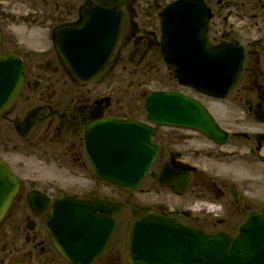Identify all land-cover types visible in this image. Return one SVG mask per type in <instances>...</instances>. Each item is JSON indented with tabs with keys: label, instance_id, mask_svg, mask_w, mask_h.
I'll use <instances>...</instances> for the list:
<instances>
[{
	"label": "flooded vegetation",
	"instance_id": "flooded-vegetation-1",
	"mask_svg": "<svg viewBox=\"0 0 264 264\" xmlns=\"http://www.w3.org/2000/svg\"><path fill=\"white\" fill-rule=\"evenodd\" d=\"M15 1L20 6H4L0 0V55H11L21 61L23 85L13 103L0 113V122L8 124V130L24 142V148L19 151L21 160L14 161L18 157L13 156L0 126V160L15 176L14 169L24 171L23 166L28 165L25 171L29 175L24 178L25 183L16 176L20 181L18 192L0 221V264H68L55 249L46 229L52 204L61 196L89 201H128L194 229L205 231L211 227V234L220 231L233 234L236 225L248 213L261 211L264 202L260 196L264 193L257 192V196L248 199L240 191L239 180L235 177L239 173L237 161L244 155L247 161L242 164L243 169L264 174V0H195L208 16L205 41L211 46L237 48L243 56V69L232 91H236V103L230 107L244 102L242 122H246L249 129L248 132L229 133L208 109L227 136L223 145L227 149L220 157L232 159L226 165L227 172L218 176L216 171L206 172L201 161H191L190 156L195 150L201 158H212L214 152L211 150L223 146L190 130L171 129L179 133L170 135L159 132L166 128H155L158 150L151 171L158 173L164 165H169L172 172L187 173L188 176L187 186L180 195L166 189L178 204L147 199L150 193L157 194V185L150 176L140 185H146V188L125 193L126 198L122 201L109 198L105 192H95L94 183L89 186L91 195H54L57 184L46 177L48 172L52 173L49 171L52 165L54 173L65 178H78L80 172H87L88 182L94 181L82 142L85 128L102 119L144 122L141 90L162 63L159 15L167 4L178 0L157 5L154 25H150L154 8L142 7L147 0H128L121 8V27L106 65L87 81L77 78L64 64L53 36L63 27H78L84 10L95 5V1ZM173 82L177 86L176 81ZM179 89L184 95L193 96L188 93L191 90ZM229 110L232 114L241 113L240 108ZM25 118L29 119L30 125L20 128L25 132L21 135L16 126ZM197 136L203 139H197ZM191 140L203 141L205 147L192 149ZM207 141L213 147L209 151ZM43 170L46 173L41 179L35 176ZM76 183L84 185L79 181ZM30 193L43 198V207L37 202L29 204L27 196ZM139 219L131 216L129 208L116 214L110 239L93 264H129L127 238L131 225ZM224 224H230V227L214 230Z\"/></svg>",
	"mask_w": 264,
	"mask_h": 264
},
{
	"label": "water",
	"instance_id": "water-1",
	"mask_svg": "<svg viewBox=\"0 0 264 264\" xmlns=\"http://www.w3.org/2000/svg\"><path fill=\"white\" fill-rule=\"evenodd\" d=\"M96 1L111 7L93 9L92 18L73 30L67 42L70 57L66 63L85 80L105 65L119 31V8L127 0ZM207 22L204 10L193 1L168 5L161 13V54L181 86L223 99L238 79L243 56L234 47L209 46L205 41ZM22 82L20 63L13 57H0V112L16 98ZM145 114L156 126L189 128L219 144L224 142L207 111L177 93L149 95ZM153 140L151 128L130 120L99 121L84 131L85 149L96 177L126 191L137 188L150 172L157 154ZM152 176L161 187L179 189L187 183L186 174H173L167 166ZM17 189L18 181L0 161V220ZM27 200L44 205L43 198L35 194ZM127 205L68 197L56 200L46 222L53 245L69 264H91L112 232L115 213ZM130 208L133 216L142 217L132 227L130 264H264V208L260 214L247 216L236 236L206 235L153 215L146 208Z\"/></svg>",
	"mask_w": 264,
	"mask_h": 264
},
{
	"label": "rangeland",
	"instance_id": "rangeland-1",
	"mask_svg": "<svg viewBox=\"0 0 264 264\" xmlns=\"http://www.w3.org/2000/svg\"><path fill=\"white\" fill-rule=\"evenodd\" d=\"M148 2L143 3L142 7H153V13H152V19L150 21V25H154L156 22V18H155V13L157 10V5L160 4H165L170 0H147ZM15 0H3V4L4 6H20L17 5L15 3ZM142 2V1H141ZM140 3V1H139ZM151 81L147 84H145L142 88V93L144 95H146L147 93L153 92V91H180L179 88L176 87V85L174 84L173 80H171L168 71L165 67V65L163 63L160 64L159 66V71L155 72L153 74V76L151 78ZM124 89V87H123ZM182 93V92H181ZM234 97H236V91L232 92L229 97L227 98V100H225L224 102H210L207 99H203L202 97L197 98L202 104H204L205 106H207V108L211 111L212 115L215 117L216 121L222 126V128L224 130L229 131V133H243V132H248V125L246 122H242L243 117H242V108L245 107V105L243 104V101L239 102V105L237 107H230L231 105L235 104V100ZM142 100V97H140V101ZM141 106V103H140ZM231 108L237 109L240 108L241 109V113H237V114H232L231 112H229ZM229 110V111H228ZM0 126L3 129V136L4 138L7 140L9 147L11 148V152L13 153V156L16 155L18 158L17 160L14 161H18L21 160V155H20V150L21 148H24V142L20 141L14 133H12L11 131L8 130V124L4 123V122H0ZM160 133H165V134H170L173 135V133H179L176 131H173L171 129H160L159 131ZM203 139L200 136H197V139ZM237 138H231V140L236 141ZM239 143H241V140L238 141ZM191 148L192 149H200V148H204L205 144H203V141H192L190 142ZM207 148L208 151L211 149V144L210 142L207 141ZM213 148V147H212ZM227 146H223L220 149L218 148H213L214 155L212 156V158L208 157V158H201L198 153L195 152V150H192V155L190 156L191 161H195V162H199L201 161V164L203 166V169L206 172L209 171H216V174L219 176L221 175V173H226L227 169H226V165H228L230 163L231 160L228 158H224L222 159L220 157V154L223 153V150H226ZM226 157V156H225ZM244 161H247V157L246 155L242 157H240L238 159V163H237V170L239 171V173L237 174V176L235 177V179L239 180V189L242 192V194H244L248 199H252L253 197L257 196L258 193L257 192H261L264 193V174H261L260 172L254 171L256 173H249L247 172L245 169H243L242 164L244 163ZM205 164H204V163ZM31 165V164H30ZM29 165V166H30ZM28 168V165L23 166L24 171L18 169H14V172L16 173V176L21 179V181L23 183H25L26 181L24 180L25 177H27L29 175L28 171H25V168ZM215 169V170H214ZM209 170V171H208ZM40 171V169H39ZM49 171H51L52 173L48 172L49 174L46 176L47 178L49 177L50 179H52L53 183L57 184V192H54V195H58L61 193H78L79 196H87V195H91L92 192H90L89 190V186H91V183L95 184V188L96 191H102L105 192L109 198L113 199V200H123L126 198V195L123 194L120 190H117L116 188H113L111 186H105V184H102L100 181H98L97 179L90 180V182H88V178H90V176L87 174V172L83 173L80 172L77 176L78 178H65L64 175L60 174H55V168L54 166H49ZM224 171V172H223ZM46 172L43 170V172L36 174L35 176H37L38 178L41 179L42 176H44ZM75 181H79L80 184H84L83 186L79 185V184H74ZM39 182V181H38ZM105 186V188H104ZM147 187L146 185H142L139 188L142 187ZM157 194H155L154 192L150 193V195L146 196L147 199L153 201V200H157L159 202H167L168 204L170 203H174V204H178L177 200H174L170 197L168 191L166 189H159L157 188ZM155 188L153 189V191L156 190ZM261 202H264V194H262L261 196ZM183 204V203H182ZM246 204H248V200L246 199ZM262 204V203H261ZM186 205V204H184ZM255 207V206H254ZM196 212L198 213L199 211L196 210ZM123 214H126V212H123ZM235 224V223H234ZM226 228V227H230V224H224L222 226H217L214 230H217L219 228ZM211 227H209V229H206L207 232H210ZM114 240H116V237H114Z\"/></svg>",
	"mask_w": 264,
	"mask_h": 264
}]
</instances>
